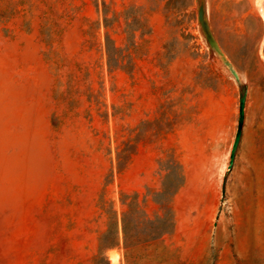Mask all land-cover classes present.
I'll return each instance as SVG.
<instances>
[{"label":"rangeland","instance_id":"374dc122","mask_svg":"<svg viewBox=\"0 0 264 264\" xmlns=\"http://www.w3.org/2000/svg\"><path fill=\"white\" fill-rule=\"evenodd\" d=\"M204 2L246 88L230 170L239 86L195 0H0V264H94L113 220L114 264H264V18ZM106 38L130 72L109 71ZM173 159L172 230L143 242Z\"/></svg>","mask_w":264,"mask_h":264},{"label":"trees","instance_id":"16d2710c","mask_svg":"<svg viewBox=\"0 0 264 264\" xmlns=\"http://www.w3.org/2000/svg\"><path fill=\"white\" fill-rule=\"evenodd\" d=\"M138 23V20L136 21ZM137 29H140L139 26ZM106 63L109 71L112 70H124L130 72L133 69V62L130 58V55H124L122 50L114 45V42L110 38H106ZM129 153L133 154V151L123 150V154ZM129 160V158L127 159ZM166 171H168L165 176V181L163 183V191L160 193L161 198L157 199V204H159L162 215L157 216L154 220L147 219L146 214H143V221L140 223L144 226V229L141 230L137 235L143 237V242H149L153 240L160 239L166 234H169L173 227V216L171 208L169 207V202L172 196L176 194L179 188L183 184V174L181 171L180 165L173 159L168 162ZM131 207L130 205H128ZM146 224V227H145ZM116 220L110 221L108 225V230L101 238V253L98 257L94 259V264H114L110 258V262L106 257H102V251L112 247L110 244L109 237L113 235H118ZM123 241L124 247L127 248V241L131 238L129 235L126 223H123L122 226ZM136 235V234H135ZM136 235V236H137Z\"/></svg>","mask_w":264,"mask_h":264},{"label":"water","instance_id":"95a60500","mask_svg":"<svg viewBox=\"0 0 264 264\" xmlns=\"http://www.w3.org/2000/svg\"><path fill=\"white\" fill-rule=\"evenodd\" d=\"M196 1V13H197V22L200 27V31L202 37L204 38L208 49L210 52L215 53L218 58L222 61L224 66L228 69L231 76L238 83L239 86V107H238V119H237V127L236 133L234 136V141L230 150L228 170H230L234 163L235 153L240 141L242 127L244 122V111H245V102H246V88L242 86L239 81V76L236 70L233 68L231 63L225 58L223 53L221 52L218 44L212 36V33L209 29L208 22L206 20V11H205V2L204 0H195Z\"/></svg>","mask_w":264,"mask_h":264},{"label":"bare ground","instance_id":"6f19581e","mask_svg":"<svg viewBox=\"0 0 264 264\" xmlns=\"http://www.w3.org/2000/svg\"><path fill=\"white\" fill-rule=\"evenodd\" d=\"M256 2H255V4H257L259 6V8H260L259 10L261 12V15L264 18V0H256Z\"/></svg>","mask_w":264,"mask_h":264}]
</instances>
